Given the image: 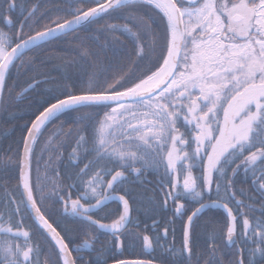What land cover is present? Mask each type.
<instances>
[{"label": "snow or ice", "instance_id": "obj_1", "mask_svg": "<svg viewBox=\"0 0 264 264\" xmlns=\"http://www.w3.org/2000/svg\"><path fill=\"white\" fill-rule=\"evenodd\" d=\"M107 20L113 22L97 29L104 39L92 37L95 47L78 38L77 58L62 79L34 77L17 93L56 85L26 128L19 182L0 197V264H77L73 252L93 249L102 233L121 248L129 238L147 250L159 247L168 257L160 264H264V0H62L52 8L0 0L8 28H0V110L13 93V73L31 69L30 52ZM125 40L132 44L127 58L119 54ZM73 65L81 77L69 73ZM71 113L75 129L66 132L61 121L49 133ZM149 172L158 183L139 202L146 214L170 208L172 215L153 216L138 232L129 185L142 186ZM240 173L251 190L236 187ZM48 201L59 204L61 218L53 219ZM111 202L120 206L114 218H96ZM213 209L226 213L223 231L194 251L196 222ZM177 220L181 246L161 243L174 237ZM72 225L84 233L80 244L71 239ZM156 259L114 257L112 264Z\"/></svg>", "mask_w": 264, "mask_h": 264}, {"label": "trees", "instance_id": "obj_2", "mask_svg": "<svg viewBox=\"0 0 264 264\" xmlns=\"http://www.w3.org/2000/svg\"><path fill=\"white\" fill-rule=\"evenodd\" d=\"M29 2H33V0H29ZM40 2L44 3L45 8H52L54 4H62V0H40ZM41 11H44V9H41ZM54 14L55 13H53V15ZM47 22V19L42 21V23ZM109 22L113 21H101L100 24L82 28L67 37L52 40L40 49L28 54L29 57L34 58V63L31 65V69L27 70V74H25V70H22L20 74L15 72L13 73V81H10V87L13 88V93L11 96H6L7 110H1L0 116V161H3L9 156L12 157V162L7 166H5L4 163H0V197L4 195L5 188H7L9 192H13L19 182V169L16 163V158L22 150V141L26 134V128L30 125L35 115L38 114L40 110H42L41 105L43 102L47 99H50L52 95L50 90H54L56 85L54 83H42L35 90H30L24 96H19L17 93L24 87H27V83L30 82L34 77L40 80H44L45 78L55 80L62 79L66 63L73 58H77L75 45L79 42L78 38H88L87 43H89L92 47H95L92 37L94 35H100L102 41L104 36L97 32V29L100 28L102 24ZM115 22L119 23L121 21L117 20ZM40 26L42 25H35L37 28ZM0 27L4 28L6 31L8 30L6 25L2 22H0ZM119 54L125 58L132 55V44L130 41L125 40V43L119 48ZM108 55L109 57L113 55V51L111 49L109 50ZM132 58L135 57L132 56ZM69 73L75 79L83 75V70L79 66L73 65L69 69ZM75 117V113L61 116L60 121H56L49 127V133L56 130L59 127L61 121L65 125L66 132L69 129H75ZM73 140L74 135L73 137L67 138L66 140L65 147L63 149L65 157L71 150ZM66 164L67 160L65 159L64 163L61 165L62 174ZM141 179L144 181L142 186L138 183L129 185V187L133 190L132 196L134 198V202L132 203L133 219H138L140 224V228L135 229L138 232L145 231L144 225L151 226L153 216L157 219L166 220L172 215L170 208H158L153 214L145 213L144 206L139 202L141 199L140 194L144 193L147 189H153L158 183V176L153 172H149ZM235 185L237 188H243L245 191H249L252 188L250 179L245 177L243 173L237 175L235 178ZM148 194L151 195L152 193L148 192ZM158 198L159 197L157 196V199ZM47 203L50 206V211L56 210L53 215V219L61 218L58 212L60 207L59 204H55L52 201H48ZM119 207L120 206L115 202L109 203V205L103 211L96 214V217H107L108 219L114 218L113 213L114 211L118 210ZM257 215H259V213H257ZM225 219L226 213L222 209L208 210L201 214L199 220L196 222L197 226L194 229V251L205 249L213 233H215L217 236L222 233ZM72 227L73 231L70 234L71 239L74 241V244H80L85 238L84 233L75 225H72ZM175 228L176 231L174 237L170 232L166 240L163 241L168 244H172V241H174V244L177 247H180L182 242V225L180 220L176 221ZM109 234L110 233H102L100 235H104L103 239L106 237L105 240H107ZM147 234L155 236V232H153L150 227ZM122 238L124 239V237ZM36 239L40 241L41 245H45V240L40 236L39 233H36ZM125 243L126 246L123 247L122 250H119L116 246L111 247L109 245L107 251L103 255V258L101 259V264H104L105 261L106 263L112 262L114 257L122 259L157 258L156 261L159 262L161 258L164 261L168 260L166 255L162 257V250L159 247H156L155 251L144 249L139 239L132 240V238H129ZM232 251H234V249H232ZM221 252L224 254L225 261H227L228 249L223 247L222 241ZM99 254L100 253L97 249L96 243L94 244L93 249L73 252V255L78 257L77 264H97Z\"/></svg>", "mask_w": 264, "mask_h": 264}, {"label": "flooded vegetation", "instance_id": "obj_3", "mask_svg": "<svg viewBox=\"0 0 264 264\" xmlns=\"http://www.w3.org/2000/svg\"><path fill=\"white\" fill-rule=\"evenodd\" d=\"M2 28V27H1ZM234 207V206H233ZM100 235V234H99ZM148 235H150V234H148ZM154 238H155V236L154 235H152ZM103 237H104V235H100V239H99V242L98 243H96V245H97V249L99 250V253H100V249L103 247L104 249H105V251H104V253L107 251V248H108V246L110 245L111 247H114V245H116V241H114V239H113V237H112V235L111 234H109L108 235V237H107V240H105V238L103 239ZM161 243H165L163 240H161ZM172 243H174V241H172ZM118 249H119V247L118 246H116ZM86 250V249H85ZM155 250H156V248H155ZM154 250V251H155ZM152 251V250H151ZM84 255V254H83ZM105 258H108V257H105ZM109 263V262H108ZM107 264V263H106Z\"/></svg>", "mask_w": 264, "mask_h": 264}, {"label": "water", "instance_id": "obj_4", "mask_svg": "<svg viewBox=\"0 0 264 264\" xmlns=\"http://www.w3.org/2000/svg\"><path fill=\"white\" fill-rule=\"evenodd\" d=\"M0 113H1V110H0ZM112 203V202H111ZM131 215L133 216V209H132V213ZM106 222V221H105ZM122 239V238H121ZM119 249H122L121 247H119ZM129 260H135V258H129ZM109 264H112V263H109ZM156 264H160V262L156 261Z\"/></svg>", "mask_w": 264, "mask_h": 264}]
</instances>
